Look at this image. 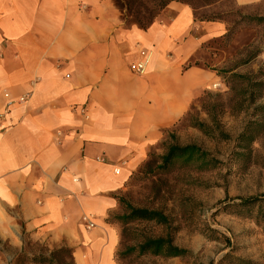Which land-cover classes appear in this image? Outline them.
Segmentation results:
<instances>
[{"label": "crops", "instance_id": "crops-1", "mask_svg": "<svg viewBox=\"0 0 264 264\" xmlns=\"http://www.w3.org/2000/svg\"><path fill=\"white\" fill-rule=\"evenodd\" d=\"M224 33L179 2L141 30L114 0H0V263L29 245L115 264L118 197L217 81L186 66Z\"/></svg>", "mask_w": 264, "mask_h": 264}, {"label": "rangeland", "instance_id": "rangeland-1", "mask_svg": "<svg viewBox=\"0 0 264 264\" xmlns=\"http://www.w3.org/2000/svg\"><path fill=\"white\" fill-rule=\"evenodd\" d=\"M182 1L194 5L196 9L190 8L197 21L212 19L225 27L223 36L207 40L186 66L215 72L218 79L169 130L174 138L164 136L150 154L163 156L172 144L196 145L216 163L208 167L177 163L168 173L155 176L139 174L140 167L121 197L135 208L161 210L169 223L123 230L112 219L122 214L112 215L120 238L114 261L264 264V207L240 206L243 199L264 195V22L259 21L264 18V0L247 5L236 0ZM167 236L187 255L168 258L130 250L145 238ZM3 250L14 255L8 264H74L66 253L51 256L59 249L46 253L26 245L21 251L6 246Z\"/></svg>", "mask_w": 264, "mask_h": 264}, {"label": "trees", "instance_id": "trees-1", "mask_svg": "<svg viewBox=\"0 0 264 264\" xmlns=\"http://www.w3.org/2000/svg\"><path fill=\"white\" fill-rule=\"evenodd\" d=\"M172 2L183 3L182 0H114L115 6L121 13L124 25L128 28L136 26L141 30H147L151 27ZM185 4L189 7H194V5L188 3ZM194 9L196 8L194 7ZM199 21L203 22L205 20L199 19ZM207 21L214 22L212 19H208ZM259 21L264 22V18H261ZM190 67L192 66L189 65L187 68ZM198 126L201 130L205 129L204 124L198 123ZM164 136L165 138H174V135H171L169 131H165ZM148 159L149 160L139 169V174L154 176L166 174L177 163L187 166L199 162L201 166L206 167L216 163L214 159H211L208 153L196 145L180 147L172 144L167 147V152L163 156L159 157L154 154H149ZM135 178L136 177H133V179ZM118 200L124 211L122 215L112 216V219L123 226V230H126L127 226L140 224L167 225L169 223V218L161 210L147 208L139 209L127 203L122 197H118ZM250 203L259 204L260 208H263L264 205L261 204L264 203V195L243 199L240 206L249 205ZM124 234L123 231V235ZM137 249L140 253H149L168 258L182 257L186 256L188 253L186 250L176 246L171 236L145 238L141 245L130 248V250ZM64 253L68 254L70 259L74 262L73 249L70 248H61L58 251L52 252L51 256H60Z\"/></svg>", "mask_w": 264, "mask_h": 264}, {"label": "built area", "instance_id": "built-area-1", "mask_svg": "<svg viewBox=\"0 0 264 264\" xmlns=\"http://www.w3.org/2000/svg\"><path fill=\"white\" fill-rule=\"evenodd\" d=\"M144 56V59L139 61L138 63H136L133 67H132V70L133 72L135 73H138V74H143L144 71H145V67H146V55L143 54ZM24 99H21L20 102H23ZM116 172H118V170H116ZM85 222H86V227L87 229H90L93 227V219L92 217H86L84 218Z\"/></svg>", "mask_w": 264, "mask_h": 264}]
</instances>
